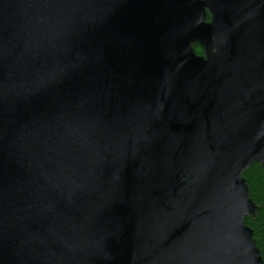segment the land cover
I'll return each mask as SVG.
<instances>
[{
    "label": "water",
    "instance_id": "1",
    "mask_svg": "<svg viewBox=\"0 0 264 264\" xmlns=\"http://www.w3.org/2000/svg\"><path fill=\"white\" fill-rule=\"evenodd\" d=\"M258 26L264 0H0V264H264L260 56L200 39Z\"/></svg>",
    "mask_w": 264,
    "mask_h": 264
},
{
    "label": "flooded vegetation",
    "instance_id": "2",
    "mask_svg": "<svg viewBox=\"0 0 264 264\" xmlns=\"http://www.w3.org/2000/svg\"><path fill=\"white\" fill-rule=\"evenodd\" d=\"M211 20L210 15L206 14V23ZM210 30V31H209ZM200 39L207 44H213L220 48V44L231 47L233 44H245L252 50L254 55H259L261 61V72L264 76V26L251 27L244 33H238L232 30L220 31L217 29H208L206 33H202ZM219 46V47H218ZM192 49L198 57L204 56V50L200 45H192Z\"/></svg>",
    "mask_w": 264,
    "mask_h": 264
},
{
    "label": "trees",
    "instance_id": "3",
    "mask_svg": "<svg viewBox=\"0 0 264 264\" xmlns=\"http://www.w3.org/2000/svg\"><path fill=\"white\" fill-rule=\"evenodd\" d=\"M250 189L252 201L259 207L256 220L246 219V224L253 230L257 248L264 261V168L253 165L244 173Z\"/></svg>",
    "mask_w": 264,
    "mask_h": 264
}]
</instances>
